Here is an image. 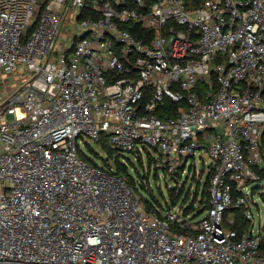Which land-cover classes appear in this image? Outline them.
<instances>
[{
  "label": "built area",
  "instance_id": "obj_1",
  "mask_svg": "<svg viewBox=\"0 0 264 264\" xmlns=\"http://www.w3.org/2000/svg\"><path fill=\"white\" fill-rule=\"evenodd\" d=\"M3 73L27 79L0 93V264H264L246 194L264 177V0H0ZM101 134L169 174L204 148L198 222L82 159ZM239 206L242 234L223 226Z\"/></svg>",
  "mask_w": 264,
  "mask_h": 264
},
{
  "label": "trees",
  "instance_id": "obj_2",
  "mask_svg": "<svg viewBox=\"0 0 264 264\" xmlns=\"http://www.w3.org/2000/svg\"><path fill=\"white\" fill-rule=\"evenodd\" d=\"M177 106V104H174L170 100L165 99L164 106L160 111H158V115L160 117H165V113H168V115H174L176 114ZM97 143L100 144L106 152L105 157L102 158L101 164H98L96 161L83 154L80 148H78L79 156L95 166L106 169L112 167V173L124 178L128 184L133 186L149 210L155 211L157 214H161L162 209L173 208L179 202H181L182 216H189V221L196 223L200 219L199 216L204 214L205 211L209 208L207 187L211 178V171L208 170L201 190L199 192L194 191V193H199V198H197L195 195H193V198H191V196H189V190L182 189L181 186L180 188H178V190H175V187L169 188L167 190L166 197L160 191L162 200H159L150 191L151 189L148 190V188H146L145 183L148 181V172H143L142 174H140L137 169L135 171L133 169L136 168V164H138L140 167H144L146 165L147 169H150V167L153 166L155 155H153L149 149L143 147V156L142 154L138 155L135 161L136 164L135 162L124 158L129 163H132L133 168H130L127 166V162L122 161L123 152L120 149L113 148L108 144V136H106L105 134H101ZM153 168L154 172L152 177L157 178L158 169L155 168V166H153ZM169 175H171L170 177H173L174 175L178 176L179 173L176 172ZM135 176L138 178V181H136ZM173 178L176 179L175 176ZM238 194L239 192L233 191V200ZM261 197L264 199V194H262ZM244 210L245 208L243 206H239L232 208L229 211H225L223 214V226L227 229L235 230L238 234L248 232L251 228V221L245 218ZM229 219H231V222L229 221ZM259 237L260 239L258 250L260 253L264 254V233H260Z\"/></svg>",
  "mask_w": 264,
  "mask_h": 264
},
{
  "label": "rangeland",
  "instance_id": "obj_3",
  "mask_svg": "<svg viewBox=\"0 0 264 264\" xmlns=\"http://www.w3.org/2000/svg\"><path fill=\"white\" fill-rule=\"evenodd\" d=\"M72 22L73 21H70V16L66 15L61 23V29L59 33V43H61V49L69 45V40L76 31V27ZM60 52L61 50H59V53ZM26 79L27 73L23 75H16L13 73L0 74V93L4 95L9 88L14 86H21V84L24 83ZM78 144L83 154L93 159L98 164H101L102 158L105 157L106 152L105 149L97 143V141L84 137L78 139ZM149 150L153 155H155V150L153 148ZM122 156V161L127 162L128 167L133 168L132 163H129L125 159H129L130 161L135 162L137 158H133L132 154L128 152H123ZM192 159L194 163L192 162ZM208 162L209 159L206 150L204 148H202L201 150L197 149L194 158H190L185 167H180V169L178 170L179 175H174L177 180L173 178L174 176L170 177L171 175H169V173L161 171H158L157 178L152 177L154 172L153 166H151L150 169H147L146 165L144 167H140L135 162L136 168L133 169L134 171L137 169L140 174H142L143 172H148V181L145 183L146 188H148V190L151 189L150 191L159 200H162L160 191L166 197L167 190L169 188L175 187L174 189L178 190V188H180L181 186L182 189L189 190V196H191V198H193V195L199 198V193H194V191L199 192L201 190L202 184L208 172ZM135 179L136 181H138V178L136 176ZM246 194L248 195V205L253 216V232L258 233L260 231V233H264V199L261 197V195L264 194V177L260 183L257 181L249 183L247 185ZM177 207H182L181 202L176 205V208Z\"/></svg>",
  "mask_w": 264,
  "mask_h": 264
}]
</instances>
